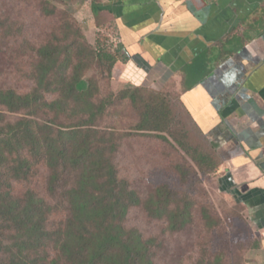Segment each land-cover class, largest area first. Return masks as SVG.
<instances>
[{
  "label": "rangeland",
  "instance_id": "374dc122",
  "mask_svg": "<svg viewBox=\"0 0 264 264\" xmlns=\"http://www.w3.org/2000/svg\"><path fill=\"white\" fill-rule=\"evenodd\" d=\"M85 2L0 0V91L25 96L37 89L42 99L40 105L34 103L17 112L0 106L4 126L26 120L25 125H29L34 136L39 132L42 143L36 147L30 132L21 134L25 127H12L19 129L18 135L22 136L20 143L14 142L10 151H4L1 158L7 160L8 168L3 173L15 176L14 173L22 172L20 179L4 180L9 183L8 190L14 196L26 197L35 192L56 203L47 221L50 233H54L66 222L69 207L64 197L58 199L56 190V196L50 194L54 188L48 183L45 162L40 161L47 156V143L65 144L67 139L60 137V131L88 128L91 133L83 139L106 152L105 158L110 159L120 178L138 195L140 204L129 208L125 223L148 236L154 243L152 247L156 244L153 264H197L203 260V264H208L216 256L222 264H245L256 239L246 224L244 210L220 191L217 169L221 163L183 108L175 82L163 85L162 91L158 90L160 87L152 88L154 83L148 77L139 84L135 80L137 74L118 54L122 62L109 75V60L103 56L108 49H119V43L114 32H105L100 22L110 29L115 24L110 21L115 19L108 11L105 18L95 12L91 17L90 8L88 12L87 7L81 10ZM56 10L54 16H49ZM70 17L73 22L72 19L68 22ZM42 43L60 51L61 62L55 64V70L66 64L62 70L76 71L83 78L81 91L90 88L92 99L71 100L61 96V78L55 75L42 82L31 77L35 71L34 58ZM72 66L76 69L71 70ZM147 104L158 110L162 105L163 122L154 121L156 114L145 108ZM154 127L159 130H150ZM204 155L207 158L200 157ZM19 162L24 163L21 169ZM73 180L60 173L56 189L62 191L65 185L69 188ZM187 204L191 207L186 217H195L200 225L190 222L182 231L173 233V226L168 224L172 221L170 216L175 213L184 216ZM14 235L0 225L1 260L7 257L9 244L15 243ZM57 245L58 240L51 236L38 252L24 254L31 259L37 256L48 259L57 253Z\"/></svg>",
  "mask_w": 264,
  "mask_h": 264
},
{
  "label": "crops",
  "instance_id": "0c3cea01",
  "mask_svg": "<svg viewBox=\"0 0 264 264\" xmlns=\"http://www.w3.org/2000/svg\"><path fill=\"white\" fill-rule=\"evenodd\" d=\"M92 6L86 0L81 10L92 17ZM100 7L99 17L108 11L115 19L135 80L148 77L159 91L175 82L221 163L220 191L244 210L256 239L245 264H264V0H102Z\"/></svg>",
  "mask_w": 264,
  "mask_h": 264
},
{
  "label": "trees",
  "instance_id": "16d2710c",
  "mask_svg": "<svg viewBox=\"0 0 264 264\" xmlns=\"http://www.w3.org/2000/svg\"><path fill=\"white\" fill-rule=\"evenodd\" d=\"M101 1L92 0L93 12L96 14L102 11ZM56 12L57 10L52 11L49 16H54ZM72 18L70 17L68 22ZM105 29V32L113 31L116 35L114 27ZM110 50L108 49L107 54L103 56L109 60V75L112 74L115 66L122 62L119 61L118 55L124 63H129L130 60L123 46L119 45V49L115 51ZM120 51L123 54H119ZM60 62V51L42 43L37 49V58H34L35 71L31 73V77L42 82L49 76L55 75L61 78L63 88L61 96L71 100L92 99L94 95L90 88L81 91L83 78L76 74V71L62 70L61 67L66 64H60L55 70V64ZM65 62L70 63V61ZM78 63L75 64L77 69ZM76 68L72 66L71 70ZM68 72H70L69 75ZM40 100L42 99L37 89L34 94L25 96L17 95L13 91H0V106H5L11 112L29 108L34 103L40 105ZM155 107L153 109L150 104L145 105L146 109H152L156 114L157 118L154 121L161 123L165 115L162 112V105L160 110ZM146 121L145 119L142 122ZM25 122L26 120H22L15 125L4 126L2 114H0V225L15 234L13 237L15 243L9 244L8 253H5L7 257L4 260L0 259V264H153L152 254L155 252L156 244L152 247L153 242L148 236L145 237L136 228L127 227L125 223L129 208L140 204L138 195L131 189L129 183L120 178L119 170L110 159L105 158L106 152H103L98 145L90 144L83 139L91 133L90 129L81 127L60 131V137L67 139L65 144L53 146L47 143L48 148L45 151L47 156L40 161L46 164L49 185L57 191L58 199L62 200L64 197L63 200L69 207L66 222L56 229V233H50L51 228L47 226L56 203L51 199L40 197L35 192L26 197L14 196L8 190L9 183L5 184L4 180L20 179L22 170L14 173L15 176L3 173L8 168V164L7 160L4 162L1 157L4 151H10L12 143H20L22 133L30 132L29 125H25ZM13 126L19 129L23 126L26 130L25 132L20 130L21 134L18 135L19 129L13 130ZM150 130L158 131L159 129L154 127ZM35 135L29 133L33 144L38 147L41 143L39 132ZM77 137L84 142H78ZM200 157L207 158L206 155ZM23 164L19 162L20 169ZM60 173L74 178L71 186L67 188L68 186L65 185L61 188L62 191L56 189L58 186L55 185ZM53 190L49 192L56 196V191L54 193ZM189 207H191L189 204L184 206V216L177 213L170 216L172 221L169 220L168 224L169 227L173 226V233L182 231L190 222L192 225H200L195 217L192 216L191 219L186 217L189 214ZM51 236L54 240H58V251L54 257L41 259L37 256L31 259L24 254L38 252ZM204 262V260L199 261L197 264ZM208 264H222L221 258L216 256L215 260Z\"/></svg>",
  "mask_w": 264,
  "mask_h": 264
}]
</instances>
